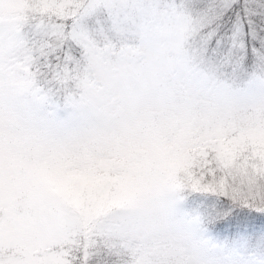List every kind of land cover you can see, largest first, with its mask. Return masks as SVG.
I'll return each mask as SVG.
<instances>
[{
    "label": "rangeland",
    "instance_id": "rangeland-1",
    "mask_svg": "<svg viewBox=\"0 0 264 264\" xmlns=\"http://www.w3.org/2000/svg\"><path fill=\"white\" fill-rule=\"evenodd\" d=\"M233 1L0 0V264H264L186 205L264 195V67L234 81L198 35Z\"/></svg>",
    "mask_w": 264,
    "mask_h": 264
},
{
    "label": "trees",
    "instance_id": "trees-1",
    "mask_svg": "<svg viewBox=\"0 0 264 264\" xmlns=\"http://www.w3.org/2000/svg\"><path fill=\"white\" fill-rule=\"evenodd\" d=\"M238 29L241 32L236 36L235 30ZM198 35L203 38L209 35L204 43L205 55L211 54L213 48L229 55L228 67L231 65L230 73L235 76L232 80L251 75L253 71L259 72V67H264V0H234L227 9L215 15ZM235 41L240 44L234 46ZM60 68H57L58 73H50L47 69L38 73L37 79L34 78L36 86L42 87L49 100L52 97L61 99L65 88L68 89L69 82L65 81L67 79ZM220 73L227 78L225 69L220 68ZM55 90L58 95L54 94ZM240 197L231 199L226 194L216 196L212 193L199 197L194 193L189 196L191 201L186 205L192 213L201 214L202 225L213 238L231 240L264 236V195L257 199L249 196L241 200L238 199ZM111 246L108 249L99 244L93 249L89 248L84 255L77 254L75 261L67 264H122L125 252Z\"/></svg>",
    "mask_w": 264,
    "mask_h": 264
}]
</instances>
